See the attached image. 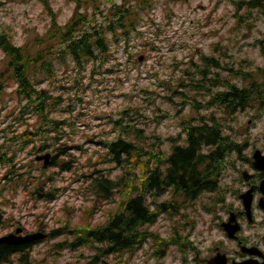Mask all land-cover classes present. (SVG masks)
<instances>
[{
	"label": "rangeland",
	"instance_id": "374dc122",
	"mask_svg": "<svg viewBox=\"0 0 264 264\" xmlns=\"http://www.w3.org/2000/svg\"><path fill=\"white\" fill-rule=\"evenodd\" d=\"M48 1L52 16L39 0H0V26L9 33L14 44H28L32 51H36L41 48L36 40L46 38L51 22L55 20L65 25L77 8L72 0ZM82 1V8L88 9L89 13L95 8L107 10L112 6L109 0ZM122 1L113 0L122 6L127 4ZM129 1L132 6L142 5L141 0ZM144 1L148 7L143 11L144 20L137 24L138 30L127 43L122 39L120 45H113L110 55L99 62L101 67L94 71L95 63L90 62L84 71H79L69 59L64 64L54 61L56 70L53 76L41 78L40 89L63 95L64 101L53 116L74 123L72 128L64 126L61 142L71 146L67 158H74L76 163L69 172L51 168L56 173L55 184L61 190L56 201H35L21 188L14 195L13 189L7 186L0 201L4 202L0 206L3 209L0 238L14 234L16 228H25L24 234H34L40 230L49 232L64 224L74 227L90 223L95 227L105 223L116 204L98 201L91 212L93 202L87 192L89 181L85 176L94 165L106 172L111 168L100 159V155L105 154L100 142L117 137L119 127L116 122L122 120L123 124H136L152 141L161 137L159 149L169 154L171 142L167 139L172 137L181 143L185 137L183 120H198L213 113L219 119L224 116V111L219 108H201L198 113L190 105L181 106L186 95L200 101L211 98L208 92L198 88L202 76L197 67L203 66V57H214L223 63L224 69L214 68V72L224 78L231 75L232 67L235 70L238 67L246 70L264 68V13L261 9L244 7L243 19L238 20L234 3L240 0ZM104 22L105 18L101 17L98 23ZM9 73L6 58L0 51V76L7 85L6 93L0 97V138L5 134L19 137L26 128L35 127L36 121L31 108L21 114L24 102L21 104L15 94L16 85L9 80ZM235 112L230 123L231 116L226 117L225 133L243 148L246 144L262 143L264 110L247 108ZM180 136L181 141H178ZM14 155L18 166L29 165L33 159L28 148H21ZM237 157H228L226 172L217 192L204 193L193 205L185 207L176 219L163 216L150 228L151 232L166 239L175 237L177 232L183 237L191 233L195 251L182 250L181 246L174 245L159 259L154 255L156 245L148 240L134 254H124L128 264H194L197 253L205 256L221 237L212 215L223 202L220 197L227 198L226 204L238 206L231 193L227 194L237 186H243L236 174L240 166ZM5 172L0 163V187L5 186ZM119 173V169L113 170L112 177ZM116 199L119 201L121 197L117 195ZM150 203L153 204L152 199ZM64 239H45L35 245L34 258L40 264H85L87 257L94 255L91 248L85 247L58 252L55 244ZM119 256L105 260L114 264ZM217 256L221 260L224 254L218 253Z\"/></svg>",
	"mask_w": 264,
	"mask_h": 264
},
{
	"label": "trees",
	"instance_id": "16d2710c",
	"mask_svg": "<svg viewBox=\"0 0 264 264\" xmlns=\"http://www.w3.org/2000/svg\"><path fill=\"white\" fill-rule=\"evenodd\" d=\"M39 1L52 16L50 2ZM72 1L76 2L77 8L70 20L63 26L52 21L46 38L36 40L41 47L36 51H32L28 44H14L9 33L0 26V51L6 58L9 80L16 85L15 94L20 103L24 102L20 112L24 115L31 108L36 116L35 127L26 128L21 136L5 134L0 138V163L6 170L3 177L5 186L0 187V201L7 186L13 189L14 195L21 188L35 201L53 202L59 198L61 190L55 184L56 173L51 168L60 172L73 169L76 160L67 158L70 157L71 146L61 142V132H64V126L72 128L74 123L53 116L64 98L62 94L54 95L50 90L40 89L41 78L53 76L56 70L54 61L64 64L68 59L79 71H84L86 64L95 63V71L102 66L99 62L110 55L113 45H120L122 39L125 43L132 39L139 28L137 24L144 20L143 11L148 7L144 0L138 7L132 6L129 0L122 1L127 3L124 6L109 0L112 6L107 10L95 8L89 13L88 9L82 8V0ZM234 4L238 20L243 19L244 7L261 9L264 13V2L260 0H240ZM101 17L105 18L103 24L98 23ZM262 53L264 55V49ZM202 61L203 66L197 67L202 76L198 88L208 92L211 98L200 101L186 95L181 106L190 105L198 113L201 108H219L224 111V116L219 119L213 113L198 120H183L181 125L185 137L181 141L180 136L178 141L181 143L172 137L167 139L171 142L169 154L159 149L161 137L152 141L136 124H123L122 120L116 122L119 127L117 137L100 142L105 149L100 159L111 168L106 172L94 165L85 176L89 181L87 192L93 202L90 211H94L98 201L115 203V209L105 223L95 227L90 223L74 227L64 224L49 232L40 230L48 240L65 237L63 242L55 244V250L91 248L94 255L88 256L85 264H111L105 259L119 255L114 264H128L124 254H134L148 240L156 245L154 255L159 259L174 245L181 246L182 250H196L190 240L191 233L183 237L177 232L175 237L166 239L151 232L150 228L163 216L176 219L185 207L193 205L204 193L219 190L228 157L243 149L242 144L225 133L226 117L231 116L228 119L230 123L237 109L264 110V68L246 70L238 67L235 70L232 67L231 75L224 78L219 72H214V68L224 69L223 63L214 57H203ZM3 78L0 76V97L6 93L7 87ZM21 148H28L30 156H33L29 165L18 166L15 161L14 154ZM46 155L50 156L47 163L45 159L37 160L38 156ZM115 169L120 173L113 178ZM117 195L121 197L119 201ZM2 214L0 207V221ZM41 242L0 243V264H40L32 252L34 246Z\"/></svg>",
	"mask_w": 264,
	"mask_h": 264
},
{
	"label": "flooded vegetation",
	"instance_id": "af4514ba",
	"mask_svg": "<svg viewBox=\"0 0 264 264\" xmlns=\"http://www.w3.org/2000/svg\"><path fill=\"white\" fill-rule=\"evenodd\" d=\"M257 152L263 157L262 164L255 158ZM231 155L239 156L236 174L243 186H237L227 194L231 193L238 206L226 204L227 198L222 197L221 208L212 213L215 229L221 237L205 256L197 253L194 264H212L218 253L224 254L225 258L220 261L226 264H264V188H261L264 183V140L254 146L246 144L240 152ZM245 194L251 197L249 209L245 207ZM233 229L235 231L231 232Z\"/></svg>",
	"mask_w": 264,
	"mask_h": 264
},
{
	"label": "water",
	"instance_id": "95a60500",
	"mask_svg": "<svg viewBox=\"0 0 264 264\" xmlns=\"http://www.w3.org/2000/svg\"><path fill=\"white\" fill-rule=\"evenodd\" d=\"M255 158H256L258 164H262V160H263L262 158L263 157L259 152L256 153ZM44 159L46 160V163H47L48 160L50 159V156L46 155V156H42V157L37 158L38 161H42ZM258 167L262 168V166H260V165ZM261 188L262 189L264 188V183L262 184ZM244 199H245L244 203L246 204L245 207H246V209H249V206L251 205V197L248 194H245ZM234 231H235V229H233L231 232H234ZM20 233H22V229H18L15 234H10L8 236L0 238V243H7L10 245H21V244H25V243H29V242H35L38 240H43L46 238V235H43L40 233L34 234V235H28L26 237L19 236ZM223 258H225V257L223 256ZM212 264H226V262H221L219 257L217 256L214 263H212Z\"/></svg>",
	"mask_w": 264,
	"mask_h": 264
}]
</instances>
